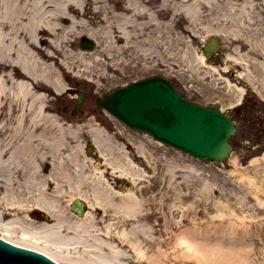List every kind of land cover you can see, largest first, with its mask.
<instances>
[{
  "label": "rangeland",
  "instance_id": "1",
  "mask_svg": "<svg viewBox=\"0 0 264 264\" xmlns=\"http://www.w3.org/2000/svg\"><path fill=\"white\" fill-rule=\"evenodd\" d=\"M125 1L105 0V3H98L99 5L94 7L93 2L88 0L86 15L79 14L85 21L69 37L67 48L74 53L80 52L78 42L81 36L86 35L82 33L83 29L94 30L98 23L100 26L108 25L106 31L97 30L96 36L93 37L95 46L91 51H82L86 52V56H89L90 52H96V57L84 59V62L89 63L87 67L81 66L82 63L79 62L74 64L73 73L79 74L82 69L88 71L82 76L65 80L67 93L64 96L58 98L46 91L48 102L45 104L44 114L55 115L63 123L73 127L81 126L80 134L78 133L73 140L69 139L71 146H78L80 153L86 157L90 156L99 164L100 169L107 170L105 180L111 188L124 194L132 193L141 199L140 206L134 209L135 213L129 211V215L120 211L107 215L100 206L91 208L96 219L91 228L94 231L93 236L87 242L98 246L106 242L113 245L115 251L124 255L126 259L120 261L104 247L97 249L94 254L101 255L104 260L108 262L111 260L114 264H208L201 256L199 258L187 254L177 245L180 232L194 229L197 233L209 235L212 239L224 235L225 241L234 234L237 239L252 237L256 245L254 251L245 252L249 254V262L262 264L264 48L258 50L251 43L253 40L248 37L249 35L240 30L239 24L226 22L225 10L219 15L218 11L209 12L205 7L199 11V20L194 24L195 31H190L191 24L184 13L179 11L176 13L179 21L174 32L183 40L180 44L172 46L166 54L164 53L166 45L164 46L160 39L155 44L147 39L143 42L144 37L152 34L148 33L149 31H145V34L138 32L137 24L142 21L140 17L136 22L126 24L125 29L130 33L127 36H123L117 29L114 19L109 24L106 22L107 17L110 18L114 12L122 11L120 7ZM158 1L160 0H148V6L153 12L156 11L160 25L166 27L165 24L172 23L173 11L168 6L164 11H158ZM254 2L264 4V0ZM255 11H260V14L255 16L253 13ZM255 11L251 12L253 17L250 21L245 16L241 17L245 23L242 21L241 25L261 28L258 35L264 39L262 31L264 24L261 25L264 9L259 7ZM126 13L130 15V12ZM1 20L0 31L6 26L0 14ZM61 24L67 25L64 21ZM211 25H214L215 30L207 31ZM134 32H137V36L133 35ZM210 37H217L220 40L218 52L211 60L204 56V61H201L202 46ZM45 44L41 43V47H46ZM150 75L165 77L184 96L203 105L217 106L233 119L236 130L230 139L232 149L227 158L215 162L198 160L185 153L179 156L174 149L160 144L156 146L154 141H152L154 147H158H151L156 150L154 155L143 157L129 144L133 142L129 141L127 136L117 135L115 155H121L124 148L125 156L118 163L125 173L121 174L118 170L114 173L104 164L103 157L98 154L96 142L88 134V127L93 123L91 120L94 116L110 132H119L120 122L108 117V113L97 104V100L116 86ZM79 92H83L85 97L76 113L72 114ZM65 106L68 107L67 111H63ZM146 138L150 139L148 135ZM87 144L93 146V154L86 152ZM39 163L41 174L47 176L52 173V158L39 159ZM91 185L92 183H89L88 188H83L85 193H89ZM56 190L53 183L46 186L44 191L53 197L58 194ZM6 193L7 188L0 176V198ZM69 197L68 194H64L61 199L63 208L67 206ZM67 208V219L79 220V217L70 211V207ZM24 209H27L28 216L23 212ZM7 212L8 215L3 218V222L16 220L22 224L19 227H23L25 231L39 224L55 222L54 218L36 206L9 208ZM240 223L242 226H239ZM245 224L249 226L247 230L244 228ZM2 225L0 224L1 237L18 243H29L49 253L55 251H52L51 247L47 250V246L45 248L43 246L45 243L41 240L37 241L31 236L24 237L19 227L8 228L12 231L8 232ZM78 249L76 254L78 258L87 260L92 256L97 259L94 255H88L90 252L84 251L85 248ZM135 249L140 250V253ZM57 254L54 252L52 255L58 257Z\"/></svg>",
  "mask_w": 264,
  "mask_h": 264
},
{
  "label": "bare ground",
  "instance_id": "2",
  "mask_svg": "<svg viewBox=\"0 0 264 264\" xmlns=\"http://www.w3.org/2000/svg\"><path fill=\"white\" fill-rule=\"evenodd\" d=\"M91 1L94 7L105 3V0ZM114 1L118 2V0ZM254 1L160 0L158 1L159 6H157L158 11H164L167 6L173 11L172 23L165 24L166 27H163L156 18V11L154 14L148 6V0H126L125 4L120 7L122 11L114 12L110 18L107 17L106 22L109 24L114 19L117 29L123 33V36H127L130 33L125 29L126 24L136 22L140 17L142 21L137 24L139 25L138 32L145 34V31H149L148 33L152 34V36H143V42H146L147 39L155 44L160 39L159 41L164 46L166 45L164 53L167 54L172 46L180 44L183 40L179 34L174 32L179 21L176 14L178 11L184 13L188 22L193 25V27L189 26L190 31H195L194 24L198 22L199 11L202 8L207 7L209 12L218 11L219 15L225 10L227 13L224 18L226 22L239 24L240 30H244L253 40L251 43L258 50H262L264 39L258 35L261 28H249V25H241L243 21L241 17L245 16L250 21L253 17L251 16L252 11L259 7L264 9V4L260 3L261 5H259ZM87 2L88 0H0L1 19L5 20L6 25L0 31V176L7 188L6 195L0 198L2 206L0 224H3L5 230L12 232L8 228L17 229L22 224L16 220L3 222V218L8 215L9 208L39 207L54 218L55 222L39 224L28 231L19 227L22 235L29 238L31 236L37 241L41 240L45 243L43 246L45 248L47 246V250L48 247H51L52 251L55 250L54 252L58 253V257L61 258L58 259L52 255L54 252L49 253L44 249H39L38 246H36L37 248L32 246L33 249L45 253L61 264H114L113 261L109 260L110 262H108L101 255L94 254L98 251L97 249L104 247L117 256L120 261L126 259L124 255L115 251L113 245L106 242L98 246L95 243L87 242L93 236L94 231L91 228L96 219L91 208L100 206L103 213L107 215L109 213L116 214L117 211L127 212L129 215L131 211L135 213L134 209L140 206L141 199L132 193L124 194L111 188L105 180L107 170L100 169L95 160L93 161L90 156L86 157L80 153L78 146H71L69 139L73 140L78 136V133L80 134L81 126L73 127L63 123L55 115L44 114L45 104L48 102L46 91L48 90L58 98L64 96L67 93L65 80L82 76L88 71V69H82L79 74L73 73L74 64L79 62L82 63L81 66L87 67L89 63L84 62L86 58L96 57V52H90L89 56H86V52H82L83 49L74 53L70 48H67L69 37L85 21L79 14L86 15ZM94 11H96L95 8ZM260 11L253 13L257 16ZM126 12H130V15ZM63 21L67 25H62ZM151 22L153 24H150ZM155 22L158 23L155 24ZM261 22V25L264 24V18L261 19ZM213 26L205 29L207 31L215 30ZM107 27L108 25H104L98 26L94 30L83 29L82 33L93 39L97 30L106 31ZM262 31H264L263 28ZM133 35L137 36V32H134ZM140 36L142 35L140 34ZM41 43H46V47H41ZM200 59L204 61L203 54ZM106 112L108 117L120 122L119 132H110L94 116L91 120L93 123L88 127V134L96 142L99 148L98 154L103 157L104 164L108 165L112 172L116 173L118 170L121 174L125 173L118 163L125 156L124 148L122 147L121 155H115L114 145L118 138L117 135L127 136V139L133 142V144H129L133 145L132 147L143 157L152 156L156 152L155 149H151L155 146L152 141L156 146L158 144L165 145L143 130L145 125H142L143 129L136 130L110 110L107 109ZM147 135L150 137V141L146 138ZM231 135H228L230 136L227 138L228 142ZM174 151L179 156L184 153L178 149H174ZM45 157L53 159L52 173L47 176L41 174L39 163V159ZM53 183H55L58 194L52 197L45 194L44 190L46 186ZM62 183L68 184V186ZM89 183L92 185L87 194L83 188H88ZM64 194H68L70 197L67 206L63 208L61 199ZM77 200L83 204V208L80 209L82 215H78L75 210H72V205ZM67 207H70V211L79 217V220L70 221L67 219ZM24 210L23 212L28 216L27 209ZM239 226H242L241 223ZM248 227V224L244 225L245 230ZM180 234L177 245L181 246V249L187 254L199 258L201 256L203 261L208 264H258L249 262V254L245 252L254 251L256 245L251 239L252 237L237 239L233 234L228 241H225L224 235L212 239L209 235L199 234L194 229L192 231L182 230ZM13 243L31 247L29 243L15 241ZM78 248H85L84 251L90 252L87 253L88 255H94L99 260L97 261L92 256L87 260L78 258L76 255ZM261 250L264 256V244L261 246ZM135 251L140 253L138 249Z\"/></svg>",
  "mask_w": 264,
  "mask_h": 264
},
{
  "label": "water",
  "instance_id": "3",
  "mask_svg": "<svg viewBox=\"0 0 264 264\" xmlns=\"http://www.w3.org/2000/svg\"><path fill=\"white\" fill-rule=\"evenodd\" d=\"M81 48H90L92 42L86 38L81 39ZM218 47L217 39H211L204 48L205 55L212 54ZM163 85L173 92L184 104L191 108L176 106V100H171L169 95L160 97V107L152 112L144 103L143 105L134 103V108L130 102H135L133 95L140 92H132L139 88L149 87L148 95H157L158 89L153 85ZM145 90H141L143 92ZM152 100H154L152 98ZM80 102V98L76 100ZM109 110H119V116L126 120L136 129L141 130L142 120L146 119V126L156 136L155 138L167 141L178 147L197 155L198 157L215 158L222 160L229 151L230 145L227 141L229 134L234 132L232 122L214 107H199L190 103L185 98H180L172 88L170 83L164 82L159 78L146 79L134 86L126 87L122 90H114L104 95L100 101ZM118 106L115 108V106ZM124 117H123V116ZM182 121L184 129H181L179 122ZM164 125H162V124ZM83 204L77 200L72 205L78 215H82L80 209ZM0 264H55L53 261L26 249H22L4 242L0 239Z\"/></svg>",
  "mask_w": 264,
  "mask_h": 264
}]
</instances>
